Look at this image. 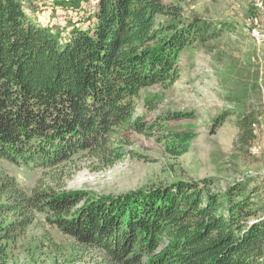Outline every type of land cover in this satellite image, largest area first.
I'll list each match as a JSON object with an SVG mask.
<instances>
[{"label": "trees", "instance_id": "trees-1", "mask_svg": "<svg viewBox=\"0 0 264 264\" xmlns=\"http://www.w3.org/2000/svg\"><path fill=\"white\" fill-rule=\"evenodd\" d=\"M219 32L199 18L182 20L163 0H97L92 23L61 36L29 18L20 0H0V159L43 173L30 194L0 173V263L31 210L46 208L106 264H264V204L244 193L249 181L223 193L178 182L89 199L76 215L68 211L80 197H60L48 184L82 156L121 158L130 132L146 129L134 117L140 90L178 80L179 51ZM251 120L238 121L241 131L251 134ZM162 137L174 154L187 151V134Z\"/></svg>", "mask_w": 264, "mask_h": 264}, {"label": "rangeland", "instance_id": "rangeland-1", "mask_svg": "<svg viewBox=\"0 0 264 264\" xmlns=\"http://www.w3.org/2000/svg\"><path fill=\"white\" fill-rule=\"evenodd\" d=\"M20 1L29 18L61 36L73 25L91 24L97 4V0H74L73 5L60 7L56 0ZM261 1L262 7L256 8L253 0H163L180 9L182 20L199 18L220 32L216 37L205 34L193 39L179 51L175 66L178 80L140 90L134 117L142 120L146 129L130 132L121 158L106 164L82 156L80 161L65 165L56 181L48 182L60 197H80L69 208V215H76L89 199H113L178 182L195 185L202 192L223 193L236 183L249 181L244 193H254V201L264 204ZM167 20L158 16L160 22ZM247 118L252 119L251 134L237 124ZM168 131L189 136L187 151L174 154L168 149L162 137ZM0 173L13 177L17 188L29 194L43 176L37 166L14 165L4 159H0ZM31 216L32 222L17 231L0 264L108 263L103 252L79 245L72 234L60 228L49 209L33 208Z\"/></svg>", "mask_w": 264, "mask_h": 264}, {"label": "built area", "instance_id": "built-area-1", "mask_svg": "<svg viewBox=\"0 0 264 264\" xmlns=\"http://www.w3.org/2000/svg\"><path fill=\"white\" fill-rule=\"evenodd\" d=\"M256 8L262 7V1L261 0H253ZM253 126H255V123H253Z\"/></svg>", "mask_w": 264, "mask_h": 264}]
</instances>
